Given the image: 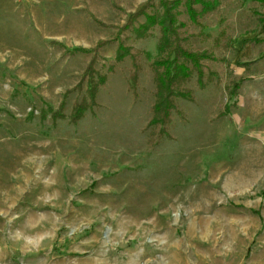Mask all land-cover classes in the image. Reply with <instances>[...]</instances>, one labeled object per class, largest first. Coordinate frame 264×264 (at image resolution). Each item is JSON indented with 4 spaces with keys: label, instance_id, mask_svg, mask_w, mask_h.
<instances>
[{
    "label": "rangeland",
    "instance_id": "374dc122",
    "mask_svg": "<svg viewBox=\"0 0 264 264\" xmlns=\"http://www.w3.org/2000/svg\"><path fill=\"white\" fill-rule=\"evenodd\" d=\"M147 1L0 0V264H264V25L252 0H225L203 22L213 38L222 19L231 27L233 50L217 53L231 70L204 63L217 76L190 85L197 100L180 101L172 140L148 145L145 61L137 94L126 58L97 107L70 122L93 56L75 49L103 42L96 69L107 73L131 37L119 29ZM149 33L127 44L155 57ZM232 79L245 83L221 117ZM62 103L65 119L44 118Z\"/></svg>",
    "mask_w": 264,
    "mask_h": 264
},
{
    "label": "trees",
    "instance_id": "16d2710c",
    "mask_svg": "<svg viewBox=\"0 0 264 264\" xmlns=\"http://www.w3.org/2000/svg\"><path fill=\"white\" fill-rule=\"evenodd\" d=\"M225 0H148L139 6L137 12L130 15L125 26L119 29L121 34L130 31L128 39H118L116 60L102 73L96 69L98 57L103 42L99 43L92 51L75 49L74 52L93 54L91 63L86 71L83 84L85 95L81 102L77 103L70 116V122L78 124L87 112H92L97 107V99L101 89L106 86L108 76L116 66L123 63L126 58L130 60L129 88L133 94L139 91L140 79L145 70L143 61L148 63L154 85L151 118L148 121V145L156 147L162 141L172 140L171 127L176 117L185 120L186 114L180 105V101L195 103L196 91L190 87L194 84L197 89L205 90L213 83L217 74L204 63H223L231 70V62L226 58L217 56V53L233 50L234 40L230 35L229 25L225 20L220 21L221 30L213 38L203 31V22L221 12ZM255 7L252 15L257 20L258 27L264 25V0H252ZM144 18L141 23L140 18ZM186 17L185 20H182ZM138 26V27H135ZM153 28L159 31L157 42V54L152 57L146 51L135 50L128 40H143L151 37L149 33ZM201 31H197V29ZM191 39H200L209 43L205 50L198 51L192 48ZM238 65L240 63H237ZM232 72V71H231ZM244 79H232L226 85L228 96L227 104L221 117H227L232 109L237 107V99L240 95ZM44 118L48 114L54 121L65 119L64 105H60L57 111L50 109L42 111Z\"/></svg>",
    "mask_w": 264,
    "mask_h": 264
}]
</instances>
